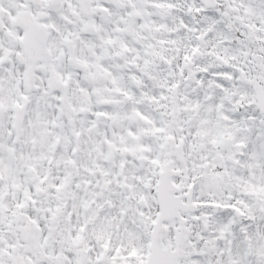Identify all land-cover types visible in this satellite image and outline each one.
Here are the masks:
<instances>
[{"label":"snow or ice","instance_id":"6c2138e0","mask_svg":"<svg viewBox=\"0 0 264 264\" xmlns=\"http://www.w3.org/2000/svg\"><path fill=\"white\" fill-rule=\"evenodd\" d=\"M0 264H264V0H0Z\"/></svg>","mask_w":264,"mask_h":264}]
</instances>
